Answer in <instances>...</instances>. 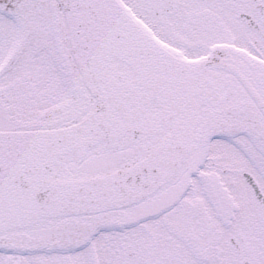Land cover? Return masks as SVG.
I'll use <instances>...</instances> for the list:
<instances>
[{"label": "snow or ice", "instance_id": "6c2138e0", "mask_svg": "<svg viewBox=\"0 0 264 264\" xmlns=\"http://www.w3.org/2000/svg\"><path fill=\"white\" fill-rule=\"evenodd\" d=\"M0 264H264V0H0Z\"/></svg>", "mask_w": 264, "mask_h": 264}]
</instances>
